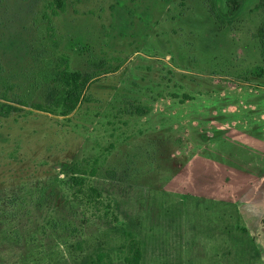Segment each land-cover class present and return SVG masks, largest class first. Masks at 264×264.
<instances>
[{"label": "rangeland", "instance_id": "rangeland-1", "mask_svg": "<svg viewBox=\"0 0 264 264\" xmlns=\"http://www.w3.org/2000/svg\"><path fill=\"white\" fill-rule=\"evenodd\" d=\"M72 70L75 109L31 107ZM0 103V264H127L125 232L140 264H264L260 0H0Z\"/></svg>", "mask_w": 264, "mask_h": 264}, {"label": "trees", "instance_id": "trees-1", "mask_svg": "<svg viewBox=\"0 0 264 264\" xmlns=\"http://www.w3.org/2000/svg\"><path fill=\"white\" fill-rule=\"evenodd\" d=\"M60 3H63V0H57ZM244 0H225L227 7L231 11L237 10ZM260 4H264V0H260ZM60 6V5H59ZM233 14L235 12H229ZM57 72L51 74V78L57 81L56 85L60 88L53 96L51 101L48 104H41L39 102L32 103L31 107L33 109L49 112L52 107H58L61 115H66L78 104L79 93L81 88L90 81L91 76L89 73H82L79 70L72 71H61L56 77ZM14 106L8 103H0V115H7ZM67 185L73 189L74 194H86L90 197L97 194H101L97 189L93 187H87L85 179L81 176L71 174L67 177ZM53 228L57 227L56 221H51ZM72 230L75 228L72 224L70 225ZM69 227V226H67ZM124 246L127 247L129 253L124 255V261L127 264H140L142 259V250L139 248L138 241L136 237L130 232L124 233ZM86 242L76 241L71 247L75 250H83L84 244ZM86 244L87 251L81 256V264H107L111 260L110 254L106 251L105 247L101 243H96L93 246Z\"/></svg>", "mask_w": 264, "mask_h": 264}]
</instances>
